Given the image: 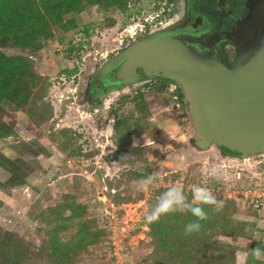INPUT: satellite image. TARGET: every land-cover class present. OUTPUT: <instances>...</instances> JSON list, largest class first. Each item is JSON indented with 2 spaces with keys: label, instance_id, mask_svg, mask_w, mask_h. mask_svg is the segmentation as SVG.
I'll return each instance as SVG.
<instances>
[{
  "label": "rangeland",
  "instance_id": "obj_1",
  "mask_svg": "<svg viewBox=\"0 0 264 264\" xmlns=\"http://www.w3.org/2000/svg\"><path fill=\"white\" fill-rule=\"evenodd\" d=\"M184 14L183 0H137L125 13L96 4L62 19L61 26L75 19L71 30L51 25L52 37L38 39L37 49H5L9 56H25L34 83L23 108L3 103L19 131L15 138L0 140V153L12 160L23 154L31 172L25 185L0 188V227L15 229L36 246L35 219L68 202L78 211L83 209L88 224V239L83 238L77 249L81 218H74L58 233L77 254L71 264H149L145 257L152 248L144 218L154 188L191 191L194 186L205 187L201 179L205 176L219 182L210 191L215 199L222 203L226 197L238 199L241 213L235 217L257 228L242 246L252 252L258 245L264 248V153L241 158L214 144H197L188 102L177 101L176 83L167 82L161 92H156L161 78L102 93L94 90L96 76L127 48L175 28ZM139 95L147 109L154 106L153 113L139 106ZM118 121L121 134L114 130ZM144 168L151 182L141 186L131 180L129 172ZM8 178V172L0 168V183ZM251 202L258 208L254 216L247 214ZM54 217L42 218L46 230L61 222L54 223ZM96 230L103 234L87 233ZM42 234L46 240L47 234ZM86 240L95 242L87 244ZM216 240L232 243L225 236Z\"/></svg>",
  "mask_w": 264,
  "mask_h": 264
},
{
  "label": "trees",
  "instance_id": "obj_2",
  "mask_svg": "<svg viewBox=\"0 0 264 264\" xmlns=\"http://www.w3.org/2000/svg\"><path fill=\"white\" fill-rule=\"evenodd\" d=\"M131 2H137V0H0V140L15 138L19 131L17 123L3 108V103L7 101L18 109L23 108L27 103L30 87L34 83V76L27 65L25 56H9L5 53V49L18 48L24 52L31 51L32 48L37 49L38 39L49 40L52 37L51 25L56 28L61 26L64 17L80 14L86 6L103 4L105 7H112L125 13ZM74 21L75 19L71 18L67 24L61 26V29L71 30ZM66 49L72 52L70 48ZM76 50L81 51V46H78ZM160 78V86L156 92L165 90L167 82L174 83L163 77ZM142 98L143 95L138 96L139 106L144 111L153 113L154 106L147 109ZM176 98L181 104L186 100L180 87L176 91ZM121 125V121L115 124L114 130L117 134L123 131ZM222 149L227 154L232 151L229 148ZM233 155L239 154L233 151ZM21 157L18 156L12 160L0 153V168L9 174L8 180L0 183L2 190L14 189L26 184L31 168ZM24 157H26L25 154ZM129 175L133 182L139 184L144 180L151 182L145 168L142 171H130ZM201 179L209 192H214L219 186L217 180L205 176ZM171 180H175V177ZM169 189L172 188L161 186L154 188L153 200L147 203V212L154 210L162 195ZM179 190L183 192L187 203L204 210L206 219L199 220L189 210H177L161 215L151 224L147 223L148 246L152 250L145 257V261L149 264H264L263 247L258 245L262 255L260 259H257L250 249L242 246L251 240L257 228L252 222L235 217L241 213L238 199L226 197L222 207L217 209L215 205L195 202L192 198V190H186L184 187ZM125 201L127 203L128 200ZM1 206L4 205L1 204ZM78 208L72 203L65 202L49 209L44 217H37L35 219L38 224L36 235L39 243L36 246L31 245L15 229L4 230L1 226L0 264H46L45 261L49 264H71L77 254L73 252L69 242H62L58 233L65 230L74 218H81L78 232L81 242L76 244V249L82 245L83 238L88 237L86 234L88 224L83 220V209L80 208L81 211H78ZM257 209L255 203L251 202L247 214L254 216ZM52 214L55 216L51 219L54 223L58 220L61 222L54 224L55 227L48 231L43 226L42 218L49 219ZM195 222L200 223V229L186 234V225ZM42 233L47 234L46 240ZM87 233L98 236L102 235L103 231ZM218 236L228 237L232 243L217 242ZM94 242L95 240H86L87 244Z\"/></svg>",
  "mask_w": 264,
  "mask_h": 264
},
{
  "label": "water",
  "instance_id": "obj_3",
  "mask_svg": "<svg viewBox=\"0 0 264 264\" xmlns=\"http://www.w3.org/2000/svg\"><path fill=\"white\" fill-rule=\"evenodd\" d=\"M120 59L109 70L115 84H132L139 74L178 84L200 146L228 147L241 158L264 153V24L230 67L212 48L175 33L137 41Z\"/></svg>",
  "mask_w": 264,
  "mask_h": 264
},
{
  "label": "flooded vegetation",
  "instance_id": "obj_4",
  "mask_svg": "<svg viewBox=\"0 0 264 264\" xmlns=\"http://www.w3.org/2000/svg\"><path fill=\"white\" fill-rule=\"evenodd\" d=\"M171 1V0H169ZM173 1V0H172ZM185 14L175 28L163 32L184 35L212 48L226 67H230L246 44L254 39L264 24V0H183ZM161 35V34H160ZM119 58L94 79V90L102 93L115 84L110 68ZM152 74L151 78H160ZM137 81L143 80L139 74ZM106 81L112 82L105 85ZM228 148V147H225ZM239 154L238 151H235Z\"/></svg>",
  "mask_w": 264,
  "mask_h": 264
},
{
  "label": "clouds",
  "instance_id": "obj_5",
  "mask_svg": "<svg viewBox=\"0 0 264 264\" xmlns=\"http://www.w3.org/2000/svg\"><path fill=\"white\" fill-rule=\"evenodd\" d=\"M212 174H215V170H213ZM147 183H149V180L141 181V186H144ZM192 198L199 204L215 205L217 209L222 207V201H217L205 187L194 186L192 190ZM177 210H189L192 215L198 217L199 220L206 219V213L201 207L187 203L183 192L177 188H172L162 195L154 210L146 213L145 220L147 223L151 224L157 221L161 215L175 212ZM200 227L201 225L199 222L189 223L185 227V233L188 234L193 231H198ZM253 253L256 257L262 255L259 247L254 249Z\"/></svg>",
  "mask_w": 264,
  "mask_h": 264
},
{
  "label": "built area",
  "instance_id": "obj_6",
  "mask_svg": "<svg viewBox=\"0 0 264 264\" xmlns=\"http://www.w3.org/2000/svg\"><path fill=\"white\" fill-rule=\"evenodd\" d=\"M254 195H256V196H253V197H257V199H260V198L262 197V196H259V195H257V194H254ZM247 197H252V196H251V194H247ZM247 197H246V198H247Z\"/></svg>",
  "mask_w": 264,
  "mask_h": 264
}]
</instances>
